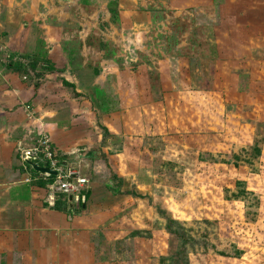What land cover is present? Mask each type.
Listing matches in <instances>:
<instances>
[{"label": "rangeland", "instance_id": "1", "mask_svg": "<svg viewBox=\"0 0 264 264\" xmlns=\"http://www.w3.org/2000/svg\"><path fill=\"white\" fill-rule=\"evenodd\" d=\"M205 24L210 32L203 30ZM212 35L218 45L208 53L205 38ZM259 46H264V0H0L2 90L17 84L37 89L50 81L72 92L74 85L64 76L69 80L80 72V98L88 101L93 95L89 74L105 71L112 76L110 88L123 81L140 89L136 97L124 94L123 103L137 98L143 104L145 132H153L154 116L169 120L167 141L188 138L187 151L179 149L182 143H167L168 157L176 153L184 171L155 167L153 176L178 187L162 191L158 199L182 221L171 224L157 207L151 213L156 226L189 236L188 264H264V63L249 61L250 50ZM186 57L191 61L182 63ZM32 58L34 69L28 66ZM19 63L23 71L14 68ZM229 69L250 71V78L240 82ZM161 90L156 109L152 98ZM7 94L2 91V98ZM110 116L107 122L114 123L116 115ZM83 122L94 130L92 117ZM158 136H144L145 146L158 156L151 165L165 143ZM252 146L259 152L253 159ZM197 152L205 161L196 160ZM166 240L165 257L180 242L173 233ZM233 247L241 250L237 258L215 255L232 253Z\"/></svg>", "mask_w": 264, "mask_h": 264}, {"label": "crops", "instance_id": "2", "mask_svg": "<svg viewBox=\"0 0 264 264\" xmlns=\"http://www.w3.org/2000/svg\"><path fill=\"white\" fill-rule=\"evenodd\" d=\"M202 28L210 32L209 24ZM205 39L210 53L218 42L213 35L212 39ZM182 59V63L191 61L187 57ZM249 61L264 63V46L252 48ZM227 71L237 75L240 82L242 77L250 78V71ZM83 75L79 72L69 80L64 76L74 85V92L50 81H44L37 89L20 84L9 90L0 88V264H162L160 259L169 253L166 237L171 233L156 226L151 213L157 207L167 219L181 222L167 204L162 206L165 199H158L162 191L172 192V188L178 187L155 181L153 176L156 168H170L174 174L176 168H180V173L184 171L176 153L174 158L168 157L167 143H182L179 149L187 151L188 138L167 141L166 137L172 134L169 120L163 123L154 116L152 127L149 126L153 132H145L143 104L137 98L123 103L124 94L136 97L140 89L123 81L115 84L116 89L114 85L110 88L108 80L112 76L105 71L89 74L93 95L88 101L81 100ZM104 79L105 82H99ZM167 89L173 96V88ZM236 90L241 92L238 86ZM2 91L8 96L2 98ZM114 94L119 99L118 108L114 107ZM162 94L161 90L152 98L156 109L162 104ZM135 109L137 119L132 118ZM112 114L116 115L112 120L115 122L109 123L107 119ZM88 115L94 130L90 123L83 122ZM147 134L159 135L165 142L157 164L150 163L152 157L158 156L150 153L154 149L151 145L145 146ZM41 138H46L57 154L54 158L53 154L48 167L60 174L70 171L73 177L86 180L77 192L61 194L56 190V177L48 182L47 175L35 171L21 158L22 152L31 150ZM195 158L205 161L199 152ZM58 161L60 167L55 168ZM215 253L237 258L232 253Z\"/></svg>", "mask_w": 264, "mask_h": 264}, {"label": "trees", "instance_id": "3", "mask_svg": "<svg viewBox=\"0 0 264 264\" xmlns=\"http://www.w3.org/2000/svg\"><path fill=\"white\" fill-rule=\"evenodd\" d=\"M35 59L32 58L31 61H28V66L29 68L31 69H34L35 68ZM24 64L22 63H19V64H16L15 65V69L16 70H21L23 71L24 69ZM63 84L65 85H68V86H72L71 83H68L66 81H62ZM103 128V127H102ZM103 131H104V128H103ZM106 133V131H104ZM258 149L257 148H254V146L251 147V159H253V157H256L258 155ZM54 157H57V154L55 153V155L53 156ZM234 159H238L239 156H233ZM202 158V157H201ZM35 161L41 165V166H49L50 165V160L48 159H45V158H41V157H38L35 159ZM61 161V160H60ZM235 161V160H234ZM57 164H59V161L57 162ZM236 165V163H233ZM30 168V167H29ZM32 169V168H31ZM33 170V169H32ZM34 171V170H33ZM35 172V171H34ZM54 180V176L52 175H48L47 176V181L48 182H52ZM235 183H238V182H235ZM60 192V191H59ZM61 194L65 195L64 193L60 192ZM235 197V196H234ZM167 221L171 222L172 223H178L179 221H175V220H171V219H168ZM181 223V222H180ZM170 233L172 234H175V236L179 239V244H178V247L175 251H173L170 255L166 256V257H162L160 260L162 262V264H165L164 262H167L168 264H188V260H187V256H186V250H185V245L186 243H190L189 241V236H186L184 234V232H179V231H176L175 229L174 230H169ZM233 251L231 255H233L234 257H239V255L241 254V250H237L236 248L233 247ZM218 253H221V254H230V253H226V251H223V250H218L217 251Z\"/></svg>", "mask_w": 264, "mask_h": 264}, {"label": "built area", "instance_id": "4", "mask_svg": "<svg viewBox=\"0 0 264 264\" xmlns=\"http://www.w3.org/2000/svg\"><path fill=\"white\" fill-rule=\"evenodd\" d=\"M38 156L52 162L53 150L46 138L39 139L31 150H24L21 158L25 161L27 160L31 162L38 158ZM54 177H56V181L54 182L57 185V190L64 194L77 192L78 187L86 183V180L82 177H73L70 171L61 174L56 171V175Z\"/></svg>", "mask_w": 264, "mask_h": 264}, {"label": "water", "instance_id": "5", "mask_svg": "<svg viewBox=\"0 0 264 264\" xmlns=\"http://www.w3.org/2000/svg\"><path fill=\"white\" fill-rule=\"evenodd\" d=\"M27 164H29L35 171L39 172L40 174L43 175H52L55 176L56 175V171L53 170L51 167H47V166H41L35 163H32L30 161H25ZM70 198V196H69Z\"/></svg>", "mask_w": 264, "mask_h": 264}]
</instances>
